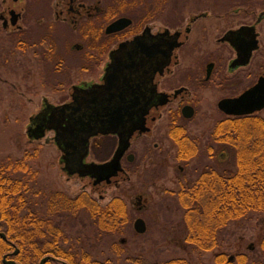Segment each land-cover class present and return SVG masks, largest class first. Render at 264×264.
<instances>
[{"label": "flooded vegetation", "instance_id": "af4514ba", "mask_svg": "<svg viewBox=\"0 0 264 264\" xmlns=\"http://www.w3.org/2000/svg\"><path fill=\"white\" fill-rule=\"evenodd\" d=\"M18 1L12 0V3L0 11V34L4 32V37L0 35V84L11 88L19 86L12 78L18 71V64L24 71L22 79L27 80V71L35 68L38 77L41 76L38 80L43 84L47 73L44 65L51 62L54 65L55 84L59 88L70 87L68 99L58 103L50 102L46 96L42 97L41 108L29 117L26 126L30 141H34L28 135L29 125L32 123L30 118L43 113L44 121L40 124H43L45 135L41 139L45 138L46 142L51 141L57 146L53 141L55 131L46 127L51 122V112L47 105L71 103L75 88L88 92L94 85L105 84L103 78L106 68L111 64L112 56L115 58L119 55L116 50L121 43L138 38V42L143 41L150 46L151 59H145L142 63L139 54H135L133 82H128L126 86L117 81L114 93L116 105L112 104V109L125 107V100L129 107L128 101H132V116L127 118L124 125L133 124L143 116L146 129H137L132 134L129 148L120 159L122 171L112 177L111 183L124 172L123 160L128 163L135 160V154L129 152L134 140L151 134L153 124L162 118L165 108L166 113L172 117L168 132L170 138L177 146L179 140L191 142L196 152L198 148L195 141L188 136L183 124L189 123L201 110V103L207 97L206 92L216 93V97L213 96L214 102L223 114L222 118L252 115L264 118L257 114L264 108L249 114L229 115L218 106L223 99L240 96L264 76V9L255 14L249 4H244V0H21V4L17 5ZM11 11L18 15L15 24L11 23ZM117 21L118 29L109 31V27ZM255 41L256 48L250 52L248 61H244V57L239 55L248 54ZM170 47L168 57L162 58L160 52L167 53ZM77 54L84 56L85 60L78 68L86 71L92 67H102L97 80L75 82ZM122 61L121 68L125 69L126 64L129 65V58L124 57ZM111 97L106 95L104 100L108 101ZM142 106L143 111L140 110ZM97 110L93 102L85 107L84 113L91 123ZM189 113L191 116L187 117L186 114ZM33 124L32 129L35 127V123ZM49 132H53V136H46ZM112 141H115V147L109 157L101 161H86L87 158L84 161H109L118 146L117 134L99 133L91 137L88 156L91 150L97 148L106 152ZM211 146L214 147V144L207 146L206 151ZM57 148L59 149L58 146ZM60 152L62 157L63 153L61 150ZM130 155L132 158H129ZM177 155L179 159H184L179 156V151ZM188 156L186 158L190 157ZM208 156L213 161L209 154ZM60 161L64 168V161L61 158ZM64 172L68 178H85ZM87 178L95 188L111 184L102 182L94 185L93 179ZM57 192L61 193L55 190L49 196ZM84 194L89 196L86 192ZM46 212L47 216H40L41 248L46 247L51 238L49 222L53 228L62 230L53 221V217L70 213L64 210L54 211L47 206ZM62 232L67 236L63 230ZM68 240V236L60 234L59 241L64 248L71 247L65 246ZM16 250L18 254L19 249L15 248L7 255L14 254ZM47 252L42 249L39 264L44 258H47L44 264L49 260L57 264L65 262Z\"/></svg>", "mask_w": 264, "mask_h": 264}, {"label": "rangeland", "instance_id": "374dc122", "mask_svg": "<svg viewBox=\"0 0 264 264\" xmlns=\"http://www.w3.org/2000/svg\"><path fill=\"white\" fill-rule=\"evenodd\" d=\"M244 1L255 14L264 9V0ZM9 3L12 0H0V11ZM0 35L4 37V32ZM83 58L76 55L75 82L97 80L102 67L82 70L78 65L85 62ZM44 68L47 73L43 84H40L38 79L41 76L38 77L35 68L27 71V80L22 79L24 71L20 64L12 76L19 86L11 88L0 84V161H24V172L8 175L25 183L21 191L26 199L25 208L47 216V198L50 192L59 190L69 197L86 192L98 202L99 207L118 197L123 201L126 212L125 221L112 234L98 229L94 219L82 208L77 213L54 216L53 221L68 236L65 246L80 252L87 251L93 259L105 264L153 263L177 256L188 258L191 264H216V251L235 259L241 255L249 263L264 264V253L259 246L264 234V215L260 213L230 222L217 250L215 247L210 251H194L185 241V209L178 202L176 192L182 184L195 180L203 170L213 165L206 147L214 144L211 132L214 124L223 117L214 102L215 92H206L201 110L189 123L183 124L198 148L195 155L179 159V146L168 134L172 117L165 108L162 118L153 124L151 134L134 140L129 152L135 154V160L132 163L123 160L124 172L111 184L95 188L87 177H67L60 161L61 152L53 142H46L45 138L30 141L26 134L29 117L41 108L43 96L52 103L68 99L70 87L59 88L55 84L53 63H45ZM257 114L264 117V109ZM46 136H53V132L46 133ZM114 147L115 141H112L106 152L102 148L93 149L86 161H101L111 155ZM139 217L147 226L142 234L133 228L134 221Z\"/></svg>", "mask_w": 264, "mask_h": 264}, {"label": "trees", "instance_id": "16d2710c", "mask_svg": "<svg viewBox=\"0 0 264 264\" xmlns=\"http://www.w3.org/2000/svg\"><path fill=\"white\" fill-rule=\"evenodd\" d=\"M214 147L207 153L213 165L203 170L195 180L180 186L176 192L178 202L185 209L183 216L187 229L185 241L194 251H210L219 247L221 236L228 224L250 217L253 213L264 215V118L245 116L221 118L211 132ZM179 156L186 158L196 153L191 142L179 140ZM188 156V157H189ZM26 165L20 161H0V264L7 255L18 264H39L42 249L63 259L68 264H105L90 256L87 251L64 248L59 236L62 230L53 228L49 222L51 238L41 248L40 215L25 208V186L20 180L9 177L11 172H24ZM47 207L54 211L77 213L81 208L94 219L98 229L112 234L125 221L123 201L115 197L105 206L98 204L84 193L75 197L57 192L47 198ZM26 209V211H23ZM26 212V213H22ZM52 233H54L52 235ZM264 253V234L259 243ZM66 249V250H65ZM223 252L216 251V264H260L249 263L241 255L229 259ZM46 264H57L47 261ZM134 264H191L185 257H173L149 263L134 261Z\"/></svg>", "mask_w": 264, "mask_h": 264}, {"label": "water", "instance_id": "95a60500", "mask_svg": "<svg viewBox=\"0 0 264 264\" xmlns=\"http://www.w3.org/2000/svg\"><path fill=\"white\" fill-rule=\"evenodd\" d=\"M11 23L15 24L17 21V14L14 11L10 12ZM119 21L113 23L109 27V31H115L118 29ZM256 41L253 43L252 48L249 49V53L246 55H239L244 57V61H248L250 52L255 49ZM150 46L144 44L143 41L138 42V38L133 41L124 42L119 45L116 52L119 53L115 58L112 56L111 64L106 68L103 80L105 84L94 85L90 91L78 90L75 88L73 94V101L71 103H65L59 106L47 105L48 111H50L51 122L46 125L48 129L55 131L53 141L57 144L62 151L61 159L64 161V171L68 174H78L80 177H90L93 179V184L105 182L111 183L112 177L118 175L122 168L120 167V159L124 152L129 148L130 138L135 130L139 129L144 131V118L143 116L138 118L136 122L129 125H124L127 122V118L132 116V101H128L130 106L117 107L112 109L114 102V93L117 89V81L122 82L124 85L128 82H133L134 73V58L135 54H139V59L143 63L145 59L152 58V51L150 52ZM168 52H160L162 58L168 57ZM129 58V65L126 64L125 69L129 70L125 72L122 67V58ZM160 70V69H157ZM155 70V71H157ZM126 92V90H125ZM112 96L108 101H105V97ZM94 103L97 110L93 123L87 118L84 113L85 107ZM138 101L135 102V105ZM109 105V107L107 106ZM107 106V107H106ZM219 108L229 115H244L260 111L264 108V76H261L257 83L251 88L246 90L243 94L236 98L223 99L218 103ZM89 108V107H88ZM144 107L140 108L143 111ZM128 110V111H127ZM43 113H39L30 118L32 123L29 125L28 135L31 140L41 139L45 132L42 128L44 121ZM187 117L191 114H186ZM35 123V127L32 126ZM99 133L117 134L119 141L117 149L109 161L105 162H85L84 160L88 156L89 152V140L91 137L98 135ZM129 158H132L130 155ZM134 230L142 234L146 231V223L144 219L137 218L133 223ZM2 238H6L3 232H0ZM252 247L251 245L249 246ZM17 254V250L14 252ZM47 258L41 260L40 264H44ZM230 260L233 256H230ZM3 264H18L15 260L7 258V255L3 256ZM62 264H68L62 261Z\"/></svg>", "mask_w": 264, "mask_h": 264}]
</instances>
